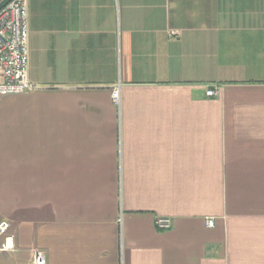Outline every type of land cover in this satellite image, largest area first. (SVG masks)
Listing matches in <instances>:
<instances>
[{"label": "crops", "instance_id": "crops-1", "mask_svg": "<svg viewBox=\"0 0 264 264\" xmlns=\"http://www.w3.org/2000/svg\"><path fill=\"white\" fill-rule=\"evenodd\" d=\"M27 6L38 88L0 96V264H264V0Z\"/></svg>", "mask_w": 264, "mask_h": 264}, {"label": "built area", "instance_id": "built-area-1", "mask_svg": "<svg viewBox=\"0 0 264 264\" xmlns=\"http://www.w3.org/2000/svg\"><path fill=\"white\" fill-rule=\"evenodd\" d=\"M5 0H0V5ZM170 37H178L179 31L170 30ZM38 87L28 74V6L27 0H9L0 7V96L19 95L36 90ZM207 97H217L216 87L205 91ZM111 102L120 106V87L114 86L110 93ZM157 228L171 227L169 218L155 221ZM207 227H213L214 219H206ZM14 235L10 223L0 220V256H9L15 251ZM28 264H46L43 250L34 249Z\"/></svg>", "mask_w": 264, "mask_h": 264}, {"label": "trees", "instance_id": "trees-1", "mask_svg": "<svg viewBox=\"0 0 264 264\" xmlns=\"http://www.w3.org/2000/svg\"><path fill=\"white\" fill-rule=\"evenodd\" d=\"M7 1H9V0H5V1L0 5V7H1L2 5H4Z\"/></svg>", "mask_w": 264, "mask_h": 264}]
</instances>
